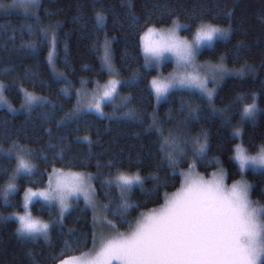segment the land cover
<instances>
[{
    "label": "trees",
    "instance_id": "1",
    "mask_svg": "<svg viewBox=\"0 0 264 264\" xmlns=\"http://www.w3.org/2000/svg\"><path fill=\"white\" fill-rule=\"evenodd\" d=\"M98 12L105 17L102 28L96 25ZM173 20L191 29L182 30L187 37L201 23L228 29L226 39H217L211 48L204 47L198 57L212 63L223 57L226 67L242 74L221 81L211 104L199 92L186 89L172 90L155 104L150 88L155 71L145 67L140 37L147 28L170 26ZM50 26H55L56 33L54 63L63 78L55 77L48 63L52 33L49 30L45 38L41 30ZM106 38L121 81L119 95L127 97V102L105 104V116L88 112L78 123L58 126L57 121L75 108V91L82 84L92 87L107 80L101 63ZM0 81L12 107L22 103L21 89L46 98L43 104L19 113L0 108V157L15 142L34 151L36 165L35 175L17 177L10 204L4 203L0 194V264H57L59 260L54 262L53 257L63 260L91 248V210L82 200H74L61 222L55 206L50 208L36 201L30 211L49 223L48 238L21 239L16 233L18 224L9 215L22 211L24 190L44 187L53 169L85 171L91 173L96 198L104 205L108 198L115 201L119 197L114 184L104 183L110 176L114 179L118 170L138 173L145 180L143 190L134 186L130 193L131 201L140 205L130 209L133 222L141 212L160 206L164 193L177 190L181 182L179 174L161 160L158 137L144 132L153 114L165 136L170 131L189 138L202 132L208 134L207 155L195 161L198 173L207 176L222 168L228 183L241 176L233 160L237 142L234 127H240L239 140L249 149L248 154L255 155L264 146V0H40L33 15L0 11ZM252 93L257 96L260 111L254 122L245 119L241 124L242 105L231 108L229 105L237 95H246V102L250 103ZM188 104L200 106L198 120L185 122L187 111L181 113V108ZM130 109L141 114L142 123L128 119L125 114ZM221 109L229 110L221 116ZM192 163L193 157L189 155L176 171L187 169ZM15 167V158L0 159V169L11 173ZM150 174L158 175L161 182L166 180V186L153 191ZM243 176L251 185L250 199L264 206V175L247 169ZM7 182L8 175L0 173V190ZM106 218L114 219L112 215ZM126 230L127 224L119 225V231Z\"/></svg>",
    "mask_w": 264,
    "mask_h": 264
},
{
    "label": "snow or ice",
    "instance_id": "2",
    "mask_svg": "<svg viewBox=\"0 0 264 264\" xmlns=\"http://www.w3.org/2000/svg\"><path fill=\"white\" fill-rule=\"evenodd\" d=\"M32 5L38 6L37 0H32ZM0 7L4 6L0 5ZM228 15L230 17L231 12ZM104 20L103 14L98 12L96 14L97 28H102ZM181 27L187 28L173 20L172 27L159 31L149 27L147 33L140 37L145 53V67L151 64L159 67L166 53H171L176 59L177 72L162 80L154 78L151 81L152 91L159 100L169 92V89L177 85L194 87L199 89L201 98L207 97V102L211 104L213 91L206 87L205 79L200 78L199 71L202 70V66L196 65L195 60L202 45L211 48L214 40L226 39L228 29L201 23L196 27L194 38L188 40L177 34V30ZM49 30L52 33L51 39L54 45L55 26L41 31L47 38ZM187 30L191 31L190 28ZM28 46L31 47V44L29 43ZM103 49V64L111 75L113 68L110 41L107 38ZM222 62L223 57L219 65L213 66L217 69L213 72V82L216 76L222 80L225 75L233 74L223 68ZM181 69L183 71H180ZM189 69L192 71H188ZM58 75L63 77V73ZM118 83L116 80H110L102 94L94 97L86 108L81 107L78 102L72 111L62 120L57 121V125L78 123L93 109L103 116L101 103L105 100H114ZM2 90L3 85H0V101H3ZM21 91L24 90L21 89ZM64 91L67 94L68 90ZM76 94L79 97V91ZM25 95L28 107H31L36 100L45 99L34 97L31 93ZM124 99L127 102L128 98ZM247 99L246 95H237L229 105V108L242 105L241 124L245 119L254 122L256 113L260 111L255 93L251 94L250 103L246 102ZM185 110L187 111L185 122L199 119V105H182L181 113ZM228 110L221 109L219 115L224 116ZM212 113L216 115L217 110L213 108ZM125 115L130 120L143 122L141 114L135 109H130ZM150 119L152 122L144 129V132L158 137L161 160L167 162V166L173 173L180 168L181 163L189 155L194 161L188 165L187 172L182 170L179 172L181 187L175 193L165 192L164 204L159 209H154L148 214L141 212L133 226L130 209L134 210L140 205L131 201L130 193L134 186H139L143 190L145 178L138 173L127 175L118 170L114 174V179L110 176L104 183L109 186L114 184L119 197L113 201L106 193L109 202L102 206L104 217L112 215L114 219L102 221L96 214L98 207L96 193L90 183L93 177L75 176L68 179L62 171L53 169V173L49 174L48 187L45 190L34 192L29 188L25 191L24 214L15 217L18 221L16 228L18 237L31 240L39 237L48 238L49 224L35 219L28 211L29 204L34 198L46 201L50 208L54 206V203L58 205L62 222L64 213L70 206L69 198L82 196L86 205L94 212L93 247L89 249V254L79 261L60 260L59 256L53 257L54 262L59 260V264H113V262L118 264H264V207L253 206V202L249 199L251 185L241 179L235 181L230 187L226 186L225 172L222 168L212 173L207 179L195 171L197 167L195 161L203 160L207 155L209 145L206 132L189 138L170 131L165 136L155 114ZM180 127H184V122H181ZM233 135L237 138L242 136L239 126L234 127ZM49 147L56 146L49 145ZM248 151L249 149H246L242 143L235 145L233 159L239 165V172L243 174L246 168H251L253 171L259 170L264 175V146H261L255 155H248ZM13 158H15L16 167L11 173H8L7 169H0V173L8 175L6 187L0 190L6 204L11 203L10 193L17 188V177L36 174V165L33 162L35 153L32 149L13 142L7 153H4L0 159L11 161ZM108 166L112 167V162H109ZM150 176L154 182L153 191H159V188L166 186V180L161 182V178L156 174H150ZM121 224L128 225L129 230L126 234L119 232ZM105 228L110 232L106 233ZM111 233H115V236L107 238ZM66 247L70 246L66 245Z\"/></svg>",
    "mask_w": 264,
    "mask_h": 264
},
{
    "label": "rangeland",
    "instance_id": "3",
    "mask_svg": "<svg viewBox=\"0 0 264 264\" xmlns=\"http://www.w3.org/2000/svg\"><path fill=\"white\" fill-rule=\"evenodd\" d=\"M39 1L40 0H37V2H38V4H39ZM0 5H3L4 7H0V11L1 12H6V13H13V12H19V13H22V14H27V15H33V14H35L36 13V10H37V7L38 6H34V5H32V0H11V1H9V2H7V3H1L0 2ZM9 5H15L14 7H8ZM177 21V20H176ZM180 25H182V26H185L183 23H181V22H179V21H177ZM215 26V25H214ZM170 27H172V24L170 25V26H166V27H152V28H155V29H157L158 31L159 30H162V29H167V28H170ZM216 27H218V26H216ZM185 27H181L180 29H178L177 30V34L181 37V38H185V39H188V40H192L193 38H194V34H195V32H194V34L191 36V37H187V36H185V35H183L182 34V30L184 29ZM220 28H222V27H220ZM148 29V28H147ZM147 29L142 33V35L141 36H144L146 33H147ZM158 38V37H157ZM214 41H216V40H214ZM213 41V42H214ZM140 47H141V51H142V54H143V57H144V61H145V53L143 52V47H142V42H141V39H140ZM204 47H207L206 45H202V47L200 48V50H199V52H198V54H197V56H196V60H195V64L196 65H198V66H202V70H200L199 71V76H200V78L201 79H205V82H206V87L209 89V90H212L213 91V94H214V91H215V89H216V87L220 84V82L221 81H223L225 78H227V77H229V76H232V75H239V74H236V73H239V72H241V71H239V70H235V69H230V68H228V67H226L225 66V64L223 63V68H225V69H227L228 70V72H230V73H233V74H231V75H225L224 76V78L221 80V78L219 77V76H216L215 77V82H213V72L214 71H217V69H215L213 66H215V65H219L220 63H221V61L220 62H217V63H212V62H204V61H200L199 60V53H200V51L204 48ZM50 53H51V56H50ZM110 55H111V47H110ZM103 56H104V49L102 50V54H101V63H102V67L104 68V70L107 72V74H108V78H107V80L105 81V82H103V83H95L92 87L91 86H89V85H86V84H82L76 91H75V107L77 106V104H78V102H79V105L81 106V107H83V108H86L87 107V104L89 103V102H91L92 100H93V98L94 97H96V96H98V95H101L102 94V91H103V89H104V87L107 85V83L110 81V80H116V81H118L119 83L117 84V94H114V100L113 101H109V100H105V101H102V103H101V109H102V112L104 113V115L103 116H105V112H104V110H103V106L105 105V104H107V103H112V104H123L124 103V101H125V99L124 98H122V97H120V95H119V85H120V79H119V77H118V74H117V71H116V69H115V67H114V65H113V61H112V56H111V64H112V68H113V73L110 75L109 74V71H108V69H107V67L103 64ZM50 60H51V63H50ZM48 63H49V66H50V69H51V71H52V73H53V75L55 76V77H57V78H63V77H60L58 74L59 73H61L57 68H56V66H55V63H54V45H53V43H52V39L50 40V48H49V52H48ZM167 67V70H164V68H166ZM147 68H150V69H153L154 71H155V74H154V76L151 78V80H150V88H151V81L154 79V78H156V79H164V78H167V77H169L170 76V74H173V73H176L177 72V64H176V59H175V57L174 56H172V54L171 53H166L165 54V56H164V58H162L161 59V62H160V65H159V67H157L155 64H151V65H149ZM180 71H183L182 69L180 70ZM188 71H192V69H189ZM195 74V73H194ZM0 85H3V90H2V95H3V101H0V108H6L7 110H9L10 112H12V113H19V112H22V111H28V110H30V109H32L33 107H35V106H37V105H40V104H43L45 101H46V98L45 97H43V96H41V95H39V94H36V93H33V92H30V91H28V90H25V89H23L24 91H21V95H22V103L20 104V106L19 107H12L10 104H9V102H8V100H7V98H6V96H5V94H4V84L0 81ZM176 89H186V90H192V91H196V92H199V89H196V88H188V87H181V86H179V85H177L175 88H172V89H169V92L170 91H172V90H176ZM77 91H79V93H80V95H79V97H77ZM151 91H152V88H151ZM168 92V93H169ZM26 93H31L34 97H38V98H45V99H42V100H36V101H34L33 102V104H32V106L31 107H28V105H27V101H26ZM67 93H68V91H67ZM152 93H153V95H154V99H155V104L157 105V104H159L161 101H163L165 98H166V96H167V94L168 93H166L165 94V96H162V97H160L159 98V100L156 98V95H155V93L152 91ZM200 93V92H199ZM207 98V97H206ZM5 101H6V103H5ZM23 105V106H22ZM89 113H93V114H97V115H99V116H101L98 112H96L94 109L93 110H91ZM237 138V137H236ZM240 137L239 138H237V142L234 144V148H235V145L236 144H241V142H240ZM8 151V150H7ZM7 151H5V152H7ZM233 155H234V153H233ZM248 155H250V154H248ZM234 160V159H233ZM235 161V160H234ZM236 162V161H235ZM236 164H237V162H236ZM238 165V164H237ZM238 167H239V165H238ZM247 169H251V168H246L245 169V171L247 170ZM56 170H58V171H62L63 172V174L68 178V179H72L73 177H75V176H83V177H85V178H87V177H89V176H91L92 177V175H91V173H89V172H85V171H72V170H62V169H56ZM218 170V169H217ZM217 170H215V171H213V172H211L209 175H203V174H201V175H203L206 179L207 178H210L211 177V174L212 173H214V172H216ZM181 171V170H180ZM180 171H176L178 174H179V172ZM182 171H185V172H187L188 171V168L187 169H184V170H182ZM195 171H196V169H195ZM244 171V172H245ZM257 171H259V170H257ZM197 172V171H196ZM53 173V170L52 171H50L49 173H48V176H47V181H46V185L44 186V187H42V188H38V189H34V188H30L32 191H34V192H37V191H43V190H45L47 187H48V181H49V174H52ZM198 173V172H197ZM133 174H137V173H133ZM127 175H132V174H127ZM19 177V176H18ZM181 179V178H180ZM241 179H243V180H245L247 183H248V181L244 178V176H243V174H241V176L236 180V181H238V180H241ZM235 182V181H234ZM234 182H232V183H228L227 182V180H226V174H225V180H224V183H225V185L226 186H228V187H230ZM90 183H91V187H92V189H94L93 188V183H92V180L90 181ZM249 184V183H248ZM6 187V186H5ZM181 187V182H180V185H179V187H178V189ZM27 189H29V188H27ZM27 189H25L24 190V192H23V195H22V211L21 212H19V213H12L11 215H9V218H11V219H14L16 222H17V224H18V221L16 220V215H23L24 214V208H23V197H24V194H25V191L27 190ZM177 189V190H178ZM177 190H175V191H173V192H171V193H175ZM171 193H169V194H171ZM249 199H250V197H249ZM74 200H82L83 202H84V204H85V206H87L86 205V203H85V201H84V199H83V197L82 196H73V197H70L69 198V208H68V210L64 213V215L69 211V209L71 208V206H72V202L74 201ZM251 200V199H250ZM36 201H39V202H42V203H44V204H47L48 205V203L46 202V201H44V200H42V199H39V198H34L33 199V202H31L30 204H29V207H28V211L31 213V211H30V206H31V204L32 203H34V202H36ZM252 202H253V200H251ZM96 202H97V205H98V207H97V211H96V214L99 216V218L103 221V220H105V219H107V218H105L104 217V213H103V209H102V204L98 201V199L96 198ZM164 204V201H163V203L160 205V206H158V207H156V208H153V209H151V210H148V211H145V212H143V213H145V214H148V213H150L152 210H154V209H159L162 205ZM54 206L57 208V210H58V213H59V216H60V211H59V206L58 205H55V203H54ZM253 206L254 207H264V206H261V205H259V204H256L255 202H253ZM88 207V206H87ZM89 208V207H88ZM90 210H91V213H92V226H93V218H94V212H93V210L91 209V208H89ZM13 214H15V215H13ZM32 215V214H31ZM33 216V215H32ZM140 216V215H139ZM138 216V217H139ZM34 217V216H33ZM61 217V216H60ZM137 217V218H138ZM35 219H38V218H36V217H34ZM137 218L132 222V224H133V226L135 225V222H136V220H137ZM38 220H40L41 222H43V223H47V222H45V221H43V220H41V219H38ZM47 224H49V223H47ZM128 230H129V228H128ZM128 230H126V231H119L120 233H127L128 232ZM104 231L106 232V233H109L110 232V230L109 229H107V228H105L104 229ZM113 236H115V233H111L107 238H113ZM93 247V244H92V246H91V248ZM90 248V249H91ZM89 254V250H87V251H85L84 253H82V254H80V255H77V256H72V257H69V258H66V259H63V260H70V261H79V260H82V259H84L87 255ZM57 264H59V263H57ZM113 264H118V262H113Z\"/></svg>",
    "mask_w": 264,
    "mask_h": 264
}]
</instances>
